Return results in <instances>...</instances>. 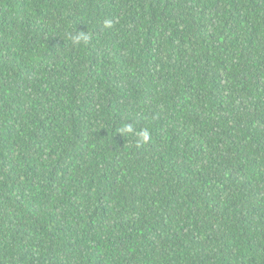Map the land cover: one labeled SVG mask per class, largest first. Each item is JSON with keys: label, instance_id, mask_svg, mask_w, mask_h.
I'll return each instance as SVG.
<instances>
[{"label": "trees", "instance_id": "1", "mask_svg": "<svg viewBox=\"0 0 264 264\" xmlns=\"http://www.w3.org/2000/svg\"><path fill=\"white\" fill-rule=\"evenodd\" d=\"M0 264H264V0H0Z\"/></svg>", "mask_w": 264, "mask_h": 264}, {"label": "clouds", "instance_id": "2", "mask_svg": "<svg viewBox=\"0 0 264 264\" xmlns=\"http://www.w3.org/2000/svg\"><path fill=\"white\" fill-rule=\"evenodd\" d=\"M121 131L125 132V133L131 132L132 131V127H131V125H127ZM139 136L141 137L142 141H147V139L149 137V134H148L147 130H145V131L141 132L139 134Z\"/></svg>", "mask_w": 264, "mask_h": 264}]
</instances>
